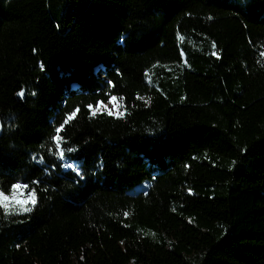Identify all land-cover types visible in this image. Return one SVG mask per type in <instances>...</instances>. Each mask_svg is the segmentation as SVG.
Here are the masks:
<instances>
[{"label":"trees","instance_id":"16d2710c","mask_svg":"<svg viewBox=\"0 0 264 264\" xmlns=\"http://www.w3.org/2000/svg\"><path fill=\"white\" fill-rule=\"evenodd\" d=\"M261 53L264 0H0V264H264Z\"/></svg>","mask_w":264,"mask_h":264},{"label":"snow or ice","instance_id":"6c2138e0","mask_svg":"<svg viewBox=\"0 0 264 264\" xmlns=\"http://www.w3.org/2000/svg\"><path fill=\"white\" fill-rule=\"evenodd\" d=\"M211 55L219 58V54L215 50V45H213V51L211 52ZM261 55L264 56V53H261ZM149 81H151L150 77H149ZM20 95L23 96L24 93L21 92ZM138 99L143 100L144 98L138 97ZM144 102L146 104L150 103V98L144 100ZM108 103L112 105L111 108H108V106L104 104L102 101L98 102L95 108H93L92 105H89L88 109L90 111L91 116L95 117L102 110L106 112L107 115L115 116L116 118H123L126 115V109L124 111L120 110L124 108L122 97L117 98L116 96L113 95L110 97ZM79 111H80L79 109L72 111L71 114L67 115L66 118L62 121L61 125L55 129V135L53 136L52 139L55 144L56 153L60 160L65 159V149L61 146L62 143L61 132L64 129V127L69 124V122L73 121L74 118L77 117ZM67 151L71 152L73 151V149L68 148ZM67 167L71 168L73 167V165L68 164ZM76 174L82 176V174L79 171H77ZM34 183H38V182H34ZM26 189H29V185L15 183L11 185V195H6L3 191H0V208L4 210V213L6 215L31 213L33 211V208L37 205L38 202L36 190L35 188H32L30 191H28V194L25 196L24 192ZM125 215H127V213H125Z\"/></svg>","mask_w":264,"mask_h":264},{"label":"rangeland","instance_id":"374dc122","mask_svg":"<svg viewBox=\"0 0 264 264\" xmlns=\"http://www.w3.org/2000/svg\"><path fill=\"white\" fill-rule=\"evenodd\" d=\"M117 97V96H116ZM117 98H121L120 96L119 97H117ZM109 101V100H108ZM108 101L107 102H103L104 104H106L107 106H108V108H111L112 107V105L111 104H109L108 103ZM121 111H124V108H122V109H120ZM102 112H104L103 110L100 112V113H102ZM145 185H143V186H141L140 188H138V190H141V189H145ZM7 195V194H6ZM9 195H11V194H9ZM24 195L26 196L27 195V190H25V192H24Z\"/></svg>","mask_w":264,"mask_h":264},{"label":"water","instance_id":"95a60500","mask_svg":"<svg viewBox=\"0 0 264 264\" xmlns=\"http://www.w3.org/2000/svg\"><path fill=\"white\" fill-rule=\"evenodd\" d=\"M20 97H24V95L23 96H21V95H19ZM2 131H3V123H2V121L0 120V135L2 134ZM73 165V167H71V168H69V167H66V170H71V169H73L74 168V164H72Z\"/></svg>","mask_w":264,"mask_h":264}]
</instances>
